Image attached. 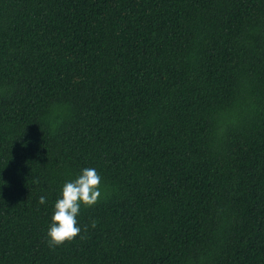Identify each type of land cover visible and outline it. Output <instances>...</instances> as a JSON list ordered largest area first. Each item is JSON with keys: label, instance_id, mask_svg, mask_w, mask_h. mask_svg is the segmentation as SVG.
<instances>
[{"label": "trees", "instance_id": "1", "mask_svg": "<svg viewBox=\"0 0 264 264\" xmlns=\"http://www.w3.org/2000/svg\"><path fill=\"white\" fill-rule=\"evenodd\" d=\"M0 264H264V0H0Z\"/></svg>", "mask_w": 264, "mask_h": 264}, {"label": "clouds", "instance_id": "2", "mask_svg": "<svg viewBox=\"0 0 264 264\" xmlns=\"http://www.w3.org/2000/svg\"><path fill=\"white\" fill-rule=\"evenodd\" d=\"M101 177L95 168H85L74 181L66 182L62 188L61 198L55 205L52 223L47 232L50 246H61L71 242L81 232L77 216L81 206L92 207L101 197ZM46 198L40 196L38 203L44 204ZM93 228L96 222L93 221ZM87 229H85L86 231Z\"/></svg>", "mask_w": 264, "mask_h": 264}]
</instances>
